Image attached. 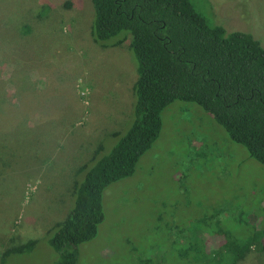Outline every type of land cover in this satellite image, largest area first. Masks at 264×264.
Returning <instances> with one entry per match:
<instances>
[{"label":"rangeland","instance_id":"rangeland-1","mask_svg":"<svg viewBox=\"0 0 264 264\" xmlns=\"http://www.w3.org/2000/svg\"><path fill=\"white\" fill-rule=\"evenodd\" d=\"M192 5L264 47V0ZM94 21L92 0H0V131L11 123L27 135L19 150L12 144V168L0 178V256L36 241L4 264H57L50 240L73 207L74 185L85 178L79 170L101 146L109 154L113 134L134 121L132 36L122 32L110 40L121 45L102 47ZM161 118L135 173L106 188L104 221L79 246L77 264H195L196 254L181 249L196 240L207 256L229 238L264 235V165L196 103L176 101ZM247 264H264V252L252 251Z\"/></svg>","mask_w":264,"mask_h":264},{"label":"trees","instance_id":"trees-1","mask_svg":"<svg viewBox=\"0 0 264 264\" xmlns=\"http://www.w3.org/2000/svg\"><path fill=\"white\" fill-rule=\"evenodd\" d=\"M92 1L97 44L118 46L124 39L110 40L122 32L132 36L138 71L134 121L126 134H113L118 142L109 154L102 155L101 146L79 170L85 178L74 185L73 207L54 226L50 240L59 254L57 264L78 263L79 246L94 239L104 221L106 188L135 173L141 156L160 136L162 112L176 101L203 107L264 165V47L251 33H228L211 24L196 12L192 0ZM25 128L14 129L10 123L0 131V178L12 168V144L19 150L27 143ZM196 241L187 251L181 249L182 256L196 254L195 264H247L252 251L264 252V235L259 232L247 243L229 238L207 256ZM35 245L31 240L8 248L0 264L12 254L31 252ZM200 256L206 259L202 263Z\"/></svg>","mask_w":264,"mask_h":264}]
</instances>
